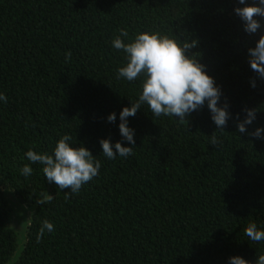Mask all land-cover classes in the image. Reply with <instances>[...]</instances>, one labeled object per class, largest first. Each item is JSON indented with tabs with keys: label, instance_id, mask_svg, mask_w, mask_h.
I'll return each instance as SVG.
<instances>
[{
	"label": "trees",
	"instance_id": "16d2710c",
	"mask_svg": "<svg viewBox=\"0 0 264 264\" xmlns=\"http://www.w3.org/2000/svg\"><path fill=\"white\" fill-rule=\"evenodd\" d=\"M236 6V0H0V91L8 97L0 103V264L18 248L5 189L34 208L14 264H226L230 256L254 262L264 254V242L244 234L250 222L264 230V140L238 133L234 119L221 133L206 106L181 124L152 116L145 105L129 117L134 155L108 160L99 144L122 139L119 112L140 91L139 81L116 79L124 58L111 41L120 28L130 36L155 30L195 40L187 54H199L230 111L255 107L249 131L264 124V82L250 86L255 73L246 59L258 35L243 31ZM112 112L115 124L106 121ZM65 134L102 163L76 194L44 179L39 164H31L27 179L18 171L30 163L21 159L29 149L51 154ZM212 134L219 146L209 143ZM48 195L51 202L37 203ZM43 220L54 231L37 243Z\"/></svg>",
	"mask_w": 264,
	"mask_h": 264
},
{
	"label": "clouds",
	"instance_id": "9594fccd",
	"mask_svg": "<svg viewBox=\"0 0 264 264\" xmlns=\"http://www.w3.org/2000/svg\"><path fill=\"white\" fill-rule=\"evenodd\" d=\"M236 4L234 14L240 18L243 31L249 36L258 35L255 45L246 51L247 63L255 73L254 77L249 78V84L256 89L257 81L264 82V0H236ZM118 32L111 46L122 53L124 63L117 69L116 79L139 81L140 91L135 101L119 112L118 130L122 139L115 143L110 137L99 140L101 154L108 160L118 157L126 159L134 155L135 129L129 127V117H134L145 105L152 116L172 117L181 124H187L192 113L206 106L217 131L224 133L229 120L234 119L238 133L253 140H264V124L256 125L249 131V126L257 120L258 109L244 107L233 114L230 102L226 98L222 101L221 87L208 73L206 65L199 61V54H187L189 49L196 46L195 40L181 42L171 33L155 30L138 31L132 36L126 28H120ZM70 58L71 53L68 52L66 60ZM7 101L8 97L0 91V103ZM106 121L115 124L117 113L108 114ZM124 141L130 146H123ZM209 143L219 146L222 142L212 134ZM75 144L72 137L65 134L56 141L51 154L29 149L21 159L26 158L30 163L19 167V174L27 179L34 172L31 164H39L44 179L49 183H54L61 190L70 188L72 194L78 193L82 186L98 177L102 163L90 149ZM51 199L52 195H48L37 203L51 202ZM53 231L54 224L43 220L36 242L39 243L46 233ZM244 234L253 242H264V230L258 228L256 223L250 222ZM226 264H264V254L257 255L254 262L239 255L230 256Z\"/></svg>",
	"mask_w": 264,
	"mask_h": 264
},
{
	"label": "rangeland",
	"instance_id": "374dc122",
	"mask_svg": "<svg viewBox=\"0 0 264 264\" xmlns=\"http://www.w3.org/2000/svg\"><path fill=\"white\" fill-rule=\"evenodd\" d=\"M5 197L12 209L8 226L15 230L18 237V248L9 264H14L19 258L27 242V228L34 215V208L21 204L13 192L5 189Z\"/></svg>",
	"mask_w": 264,
	"mask_h": 264
}]
</instances>
